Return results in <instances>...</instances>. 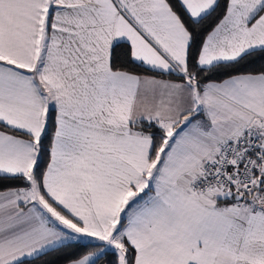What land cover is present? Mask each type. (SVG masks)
Returning <instances> with one entry per match:
<instances>
[{
  "label": "snow or ice",
  "instance_id": "6c2138e0",
  "mask_svg": "<svg viewBox=\"0 0 264 264\" xmlns=\"http://www.w3.org/2000/svg\"><path fill=\"white\" fill-rule=\"evenodd\" d=\"M57 252L264 264V0H0V264Z\"/></svg>",
  "mask_w": 264,
  "mask_h": 264
},
{
  "label": "trees",
  "instance_id": "16d2710c",
  "mask_svg": "<svg viewBox=\"0 0 264 264\" xmlns=\"http://www.w3.org/2000/svg\"><path fill=\"white\" fill-rule=\"evenodd\" d=\"M134 71H143V69H139V68H134ZM73 252H75L76 250H72ZM45 260L47 261H52L54 262V264H64L65 260H66V256L61 254V253H53L50 256L45 257ZM43 264V262H42Z\"/></svg>",
  "mask_w": 264,
  "mask_h": 264
}]
</instances>
